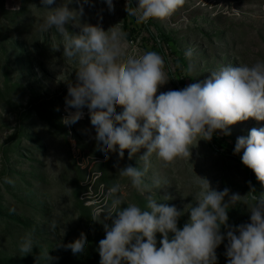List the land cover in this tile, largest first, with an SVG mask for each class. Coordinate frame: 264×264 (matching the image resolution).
Wrapping results in <instances>:
<instances>
[{
	"label": "rangeland",
	"instance_id": "1",
	"mask_svg": "<svg viewBox=\"0 0 264 264\" xmlns=\"http://www.w3.org/2000/svg\"><path fill=\"white\" fill-rule=\"evenodd\" d=\"M64 3L68 0H56L49 7ZM136 3L113 0L114 11H109L105 0H89L80 22L105 31L120 28L126 33L122 44L129 53L135 49L140 54H160L169 81L157 95L203 82L211 72L228 65L264 61V0H185L170 18L147 24L127 16L126 7ZM68 7L79 11L80 5L73 0ZM48 14L40 0H0V264H46L42 258L46 251L58 258L50 264H100L98 244L105 236L104 223L112 221H93V214L106 210L108 189L117 183L124 201L121 207L135 203L146 208L145 197L119 175V169L128 165L143 169L140 157L146 149L131 159L128 150L122 159L118 152H110L106 159L97 150L87 107L74 125L62 123L68 112H75L66 109L65 100L68 83L76 82L78 64L63 56L64 40L55 28L40 31ZM68 30L79 33L71 25ZM252 128H264V121L250 118L229 126L230 135L218 130L211 141L201 139L196 145L194 141L190 159L177 158L168 167L154 153L143 179L151 185L158 178L162 186L146 195L153 194L158 204L185 210L178 219L181 229L189 220V206L197 204L201 178L210 182L211 189L228 188L230 194H240L242 201L251 202L250 185L257 195H264V183L241 161L243 150L234 154L237 138L247 137ZM104 216L101 213V220ZM228 216L231 226L250 222L243 203L229 209ZM52 221L56 222L54 232L49 229ZM33 230L37 246L23 255L19 245ZM226 231L222 226L225 239L216 249V264H227ZM81 232L87 238L83 254L55 248L60 241L74 242ZM173 235L169 233V239ZM162 238L156 234L157 247Z\"/></svg>",
	"mask_w": 264,
	"mask_h": 264
},
{
	"label": "clouds",
	"instance_id": "2",
	"mask_svg": "<svg viewBox=\"0 0 264 264\" xmlns=\"http://www.w3.org/2000/svg\"><path fill=\"white\" fill-rule=\"evenodd\" d=\"M40 2L49 10L40 31L55 28L64 40L63 56L78 64L76 82L68 83L65 100L66 109L73 108L75 112H68L62 123L74 125L83 118L82 109L87 107L95 128L97 150L106 159L110 152H118L122 159L125 150L131 159L141 148L146 149L140 157L143 169L131 165L119 169V175L145 197L146 208L135 203L121 207L124 201L119 196L121 185L117 183L108 189L110 204L106 210L93 214V221H112L111 225L104 223L105 236L98 244L100 264H216V249L225 239L222 226L227 230V264H264V195H257L254 187L250 185L248 193L251 202L242 201L240 194H230L228 188L211 189L210 182L201 178L197 204L189 206V220L181 229L177 226L178 219L185 210L158 204L153 194L146 193L160 188L161 180L154 178L149 185L143 179L154 153L168 167L177 158L190 159L194 141L195 145L201 139L211 141L218 130L230 135L229 126L250 118L264 121V61L251 66L228 65L211 72L203 82L157 95L160 86L169 81L160 54L154 51L140 54L135 49L129 53L122 44L126 33L120 28L114 26L105 31L99 25L81 23L83 5L89 0H83V4L76 0L79 11L68 7L73 0L54 8L49 6L56 0ZM105 2L109 11H114L113 0ZM184 2L137 0L136 6L126 7V12L138 24H147L152 19L170 18ZM69 25L78 28L79 33L71 34ZM117 107L121 109L119 112ZM242 150L243 165L264 183V128H252L247 137H238L234 154ZM5 182L13 183L8 178ZM238 203L247 206L250 222L231 226L228 211ZM101 213L105 214L104 220ZM55 228L56 222L52 221L49 229L54 232ZM157 233L163 237L160 247ZM169 233L174 234L171 239ZM36 246L33 230L22 238L19 251L27 255ZM86 246V235L81 232L74 242L60 241L55 248L70 249L73 255H78L85 252ZM42 258L46 264L58 259L48 251Z\"/></svg>",
	"mask_w": 264,
	"mask_h": 264
},
{
	"label": "trees",
	"instance_id": "3",
	"mask_svg": "<svg viewBox=\"0 0 264 264\" xmlns=\"http://www.w3.org/2000/svg\"><path fill=\"white\" fill-rule=\"evenodd\" d=\"M215 140H216V139H215ZM217 141H218V140H216V142H217ZM217 143L220 144L219 141H218ZM253 178H254V181H255V175H254V174H253ZM254 181H253V182H254Z\"/></svg>",
	"mask_w": 264,
	"mask_h": 264
}]
</instances>
